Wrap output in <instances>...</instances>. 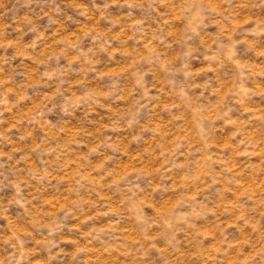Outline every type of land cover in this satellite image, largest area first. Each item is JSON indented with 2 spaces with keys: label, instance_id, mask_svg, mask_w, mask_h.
<instances>
[{
  "label": "rangeland",
  "instance_id": "obj_1",
  "mask_svg": "<svg viewBox=\"0 0 264 264\" xmlns=\"http://www.w3.org/2000/svg\"><path fill=\"white\" fill-rule=\"evenodd\" d=\"M14 3L0 0V162L11 182L0 187V234L36 237L29 264H251L253 246L264 244V2L203 0L187 15L185 0H167L145 5L159 17L151 23L139 8L132 19L125 0L106 9L104 0L97 9L63 0L59 19L33 15L24 0L9 11ZM182 54L195 73L183 99L165 83ZM145 60L155 62L144 78L150 114L113 131L140 99L133 65ZM113 79L122 94L112 103H75L102 96ZM58 94L74 106L59 130L61 149L71 147L54 169L33 148L57 147L44 141ZM45 168L51 176L31 178ZM25 207L51 237L33 231ZM9 254L0 249V260Z\"/></svg>",
  "mask_w": 264,
  "mask_h": 264
},
{
  "label": "clouds",
  "instance_id": "obj_2",
  "mask_svg": "<svg viewBox=\"0 0 264 264\" xmlns=\"http://www.w3.org/2000/svg\"><path fill=\"white\" fill-rule=\"evenodd\" d=\"M262 2H264V0H262ZM61 3H63V0H24V4L28 6V11L30 13H32L33 15L49 16L50 19H59L65 16V11L63 8H61ZM104 3L106 9L110 4V0H104ZM165 3H167V0H133L131 4H128V0H125V4L128 5L127 13L131 14V18H137L135 15V10L139 8L141 10L140 15L144 23H151L153 18H159L156 16L154 11L146 10L145 5H147L148 8H151L152 5L158 6L159 4ZM20 4L21 0H15L13 8L9 11H15L17 5ZM91 4L93 9H97L99 7L96 4V0H91ZM32 5H35L36 7L32 8ZM203 8V0H185L184 5L182 6V14L191 15L194 11H202ZM105 19L107 20V17ZM108 24L112 28H116L118 26L112 23L110 20H108ZM131 27L134 30L139 31L142 35L147 36L146 30L142 26L138 27L137 25H132ZM152 37L153 39H161V36L155 33L152 34ZM189 39H193V37H189ZM235 45L236 42L233 41V49L235 48ZM221 47H223V45ZM190 51L191 53H194L196 51V48L193 47ZM235 54L236 53L233 51L232 55L234 56ZM186 55L188 54H182V63L180 67L177 68L175 66H168L165 68V83L171 88L174 94L179 95L182 99L187 96L188 91L193 87L192 77L195 75V73H192L188 70L187 61L186 59H184ZM154 63V61L145 60V63L143 65H133V75L136 77L135 91L139 95L140 99L135 100L133 105L132 116L130 119L126 118L125 116H120L113 121V123L110 125V128L113 131H116L120 128H132L134 126H138L140 124L141 119L148 118L151 111L150 105L153 102L154 98L148 94L150 92V89L144 83V78L152 73L154 69ZM44 75L47 76L48 73L45 72ZM105 83L106 85H108L105 94L101 96L96 94L90 95L88 93H85L81 96L80 100L76 101L75 103L87 105L89 104V102H91L92 104H96L100 100H103L105 103H112L113 100L118 99L122 94V88L120 86L121 82L118 79H113L111 81L106 80ZM5 98L6 94H0V105H4L5 107H7V105L5 104ZM54 104L57 105V110L52 114L51 117H49L52 122V126L49 128V132L51 133V135L45 138L44 143L47 144L51 140L52 142H55L57 144V147L47 149L41 145L33 148V151L40 152L44 155L49 156L50 159L46 161V164L50 165L55 169L61 165L63 154L68 151V147H71V145H69L68 147L61 149L60 145L62 143L63 137H59V130L61 127H66V125H64L62 121H64L65 119L71 121L73 119L71 116L68 115V112L69 108L73 107L74 104H69L68 107H64L65 100L63 94H58L57 98L54 100ZM61 113H63V115ZM3 115L4 112L0 111V124L5 122L3 120ZM141 132H143L142 128ZM76 143L77 142L75 140L72 141V144ZM3 155L4 154L0 152V158H2ZM0 169H5V165L2 162H0ZM6 171V169L4 171H0V177H3V179H0V187L6 186V182L11 183L10 181H8V176L5 174ZM30 176L32 179L42 181L51 176V173L48 172L47 168H45L44 175L41 176L30 174ZM19 184L20 181L17 177L16 187L18 193ZM20 199L24 200L25 205L30 206L32 204V201L28 200L27 198L21 197ZM13 203H19V200H14ZM23 216L31 217L36 221V223L33 225L34 232L40 233L42 235L41 229L49 228L48 237H51L53 235V229L50 226L40 224L39 214L35 213L33 208L25 207ZM67 216L68 214L65 215V219H67ZM58 227L59 226H57V228ZM35 239L36 237L32 234L22 232L19 229H13L11 235L8 236L6 239L2 234H0V249L4 251L10 250V254L5 256L3 260H0V264H5V261L6 264H29L31 253L27 251L26 246L29 243L34 242ZM50 243L51 241L47 237L42 238L40 241V247H47ZM250 261L251 264H264V244H260L259 246H253V254L250 257Z\"/></svg>",
  "mask_w": 264,
  "mask_h": 264
}]
</instances>
